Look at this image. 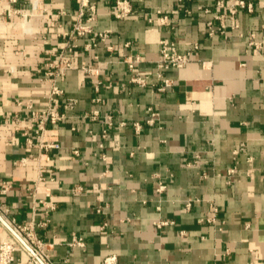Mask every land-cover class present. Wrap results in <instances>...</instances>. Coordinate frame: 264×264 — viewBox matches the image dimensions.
Returning <instances> with one entry per match:
<instances>
[{
	"label": "crops",
	"instance_id": "0c3cea01",
	"mask_svg": "<svg viewBox=\"0 0 264 264\" xmlns=\"http://www.w3.org/2000/svg\"><path fill=\"white\" fill-rule=\"evenodd\" d=\"M128 1L0 0V241L5 215L55 264L264 263V0Z\"/></svg>",
	"mask_w": 264,
	"mask_h": 264
},
{
	"label": "built area",
	"instance_id": "2783aa9c",
	"mask_svg": "<svg viewBox=\"0 0 264 264\" xmlns=\"http://www.w3.org/2000/svg\"><path fill=\"white\" fill-rule=\"evenodd\" d=\"M16 0H7V4H12ZM80 11L84 13V10H89L90 14L94 11L95 5L90 2V0H79ZM227 2V13L230 17L235 15L239 9H245L247 12L253 11V3L251 0H226ZM83 9V10H82ZM131 11V5L128 0H115L113 14L117 18L124 17ZM90 16V15H89ZM209 34L211 35L214 31L210 22L208 23ZM224 26H220V31H223ZM77 33H84L88 31V28L83 25H78L75 27ZM100 37H104V33L99 34ZM194 48L197 47L196 44L192 45ZM190 59L189 53H180L177 51L176 46L172 42L167 40H161L160 42V53L158 59V67L164 69L167 67H183ZM63 60L66 61L68 65L67 56H63ZM138 61V58L130 59L128 61V67L133 68L134 63ZM70 64V63H69ZM161 75V74H160ZM159 75V76H160ZM161 85L159 89L170 84V80L160 76ZM132 82L144 83V77L134 76L131 78ZM56 90V89H55ZM57 91V90H56ZM156 113L154 111L150 112V116H154ZM35 116V115H34ZM38 121L36 123V130L43 132L45 130V123L57 122L60 120L61 116L57 113L56 109L51 107L47 110L42 111L40 114L36 115ZM153 120L149 118L146 123H151ZM136 130L140 129L141 125L139 122H134L133 124ZM45 147H52V143L44 144ZM7 184L3 183L0 185V192H4L7 189ZM4 223L11 229L12 234L5 239L0 241V264H11L14 260V251L16 249H21L26 254L25 264H55L53 260L49 257L46 252L45 245L43 241L36 235L34 227L32 224H20L16 223L13 218L8 216H3ZM80 244L79 241H75ZM116 257L114 255H109L104 258L103 264H115ZM264 264V263H258Z\"/></svg>",
	"mask_w": 264,
	"mask_h": 264
}]
</instances>
